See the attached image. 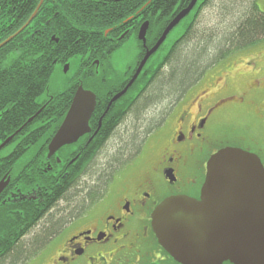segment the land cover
<instances>
[{"label": "flooded vegetation", "instance_id": "af4514ba", "mask_svg": "<svg viewBox=\"0 0 264 264\" xmlns=\"http://www.w3.org/2000/svg\"><path fill=\"white\" fill-rule=\"evenodd\" d=\"M212 1L198 0L139 69L191 0H0V45L10 39L0 48L10 47L0 54V229L10 248L31 247L15 264H180L153 231L156 207L174 196L199 199L219 150H243L264 168L262 38L233 49L221 43L231 31L219 43L213 34L197 78L174 97H152L155 85L173 80L177 52ZM246 1L260 9L261 0ZM32 23L31 38L49 39L52 77L73 71L65 114L45 111L56 94L50 86L35 97V64L23 70L14 61L15 39ZM80 87L96 97L90 132L48 158Z\"/></svg>", "mask_w": 264, "mask_h": 264}, {"label": "water", "instance_id": "95a60500", "mask_svg": "<svg viewBox=\"0 0 264 264\" xmlns=\"http://www.w3.org/2000/svg\"><path fill=\"white\" fill-rule=\"evenodd\" d=\"M197 2L192 0L174 18L139 69ZM146 30L147 25L141 29V37ZM95 107L94 94L80 87L50 143L48 158L90 132ZM4 186L0 185V192ZM152 227L159 244L181 264H264V168L259 158L239 149L219 151L208 161L200 199H165L152 214Z\"/></svg>", "mask_w": 264, "mask_h": 264}, {"label": "trees", "instance_id": "16d2710c", "mask_svg": "<svg viewBox=\"0 0 264 264\" xmlns=\"http://www.w3.org/2000/svg\"><path fill=\"white\" fill-rule=\"evenodd\" d=\"M170 1L177 2V0H170ZM182 1H183L182 7H185L189 2V0H180V2ZM245 6L247 7L245 8L246 10L240 16L238 21L233 23L232 25L233 30L231 31V35L227 36L226 39L221 42L224 44L225 41H227L228 43H230L233 49H242L249 47L257 43L259 41V38H262V40L264 41V14H259L260 13L259 7L256 6L253 8L248 4L247 1L245 3ZM154 9L157 10L158 13L159 7L157 8L154 7ZM171 9L172 6L168 5L167 16L170 17V19H172V17L175 16V14H173L170 11ZM34 26L35 23L30 24L29 29H27L24 34H21L18 38L15 39V42L20 43V45L18 44L16 45V50L14 51L13 57H15L14 61H19L20 63H22L21 65L25 66L23 70H25L26 67H28L27 65H30L27 69L33 71L32 65L35 64V97L36 96L44 97L47 89L50 86L51 78L54 70L53 67L51 66V59L49 55V44H48L49 39L35 41L33 38H31V36H29L30 31L34 29ZM12 32L13 31L9 33ZM201 39H198V43L193 46L194 50H192V52H190L188 56H184L182 47L178 50L177 55L175 57L176 64H173L174 65L173 78H172L173 80L171 81L170 84L162 80L161 81L162 83L160 82L161 85L159 84L155 85L157 86V88L156 89L153 88L154 89L152 93L153 98H155L156 96L160 98L161 96L166 95V93H168V96L170 97L176 96L177 93H175V91L179 92L182 88L188 86L191 82H193L197 78V76L201 73V71L204 70L205 67H207V65H209L210 52L211 49L214 47V45L212 41L211 43L210 41L207 43L205 41H202ZM189 40L190 38L189 39L187 38L185 39V42ZM71 47L72 50L78 48V46L75 45L74 43H72ZM9 48L10 47H8L7 49ZM7 49L0 51V54L6 51ZM199 54H201V58L204 60L205 63L201 62L202 59L199 60L198 58ZM72 58L74 59L78 58V55L73 53ZM24 79L33 80L34 78L24 77L23 80ZM74 89L75 88L71 86L72 97H73ZM69 100L70 98L69 96L67 97L66 92L56 93L53 97L52 102L45 111H52V110L57 111L58 107L61 106L62 112L65 114L71 103L69 102ZM51 104L55 105L53 109L51 108ZM47 210H49V206ZM29 233L30 230H25L21 233L19 238L21 237L24 238ZM3 238H4L3 233L0 229V256L3 255L6 251H8V253L4 257L9 256V258L7 259L3 257L0 260V264H15L16 258L21 257L22 252L24 253V255H26V253L29 250H31V247H29L27 244H24L23 249L20 248L19 250H16V248H10V245L8 243H5ZM33 253H35V250H33ZM226 264H230V263H226Z\"/></svg>", "mask_w": 264, "mask_h": 264}, {"label": "rangeland", "instance_id": "374dc122", "mask_svg": "<svg viewBox=\"0 0 264 264\" xmlns=\"http://www.w3.org/2000/svg\"><path fill=\"white\" fill-rule=\"evenodd\" d=\"M245 3L246 0H213L211 5L200 15L196 27L192 30L190 40L187 42L184 41V46L182 48L184 56L189 55L190 49L198 43L199 37L203 38L205 42L208 43L210 41L211 43V39L213 38L212 35L215 34V42L219 43L220 41L217 39L224 37L222 34L233 30V23L240 18L246 10L245 8H247ZM260 9L264 12V0L260 2ZM184 27L187 26L184 25L183 28ZM180 29H182L181 25L171 33V37L175 36ZM261 47L260 52L264 54V43ZM72 74L73 71L67 76H64L63 72L60 70L58 73H55L50 83V92L61 93L65 91L69 86L66 80L70 79ZM243 86H245V84L241 82L240 87Z\"/></svg>", "mask_w": 264, "mask_h": 264}, {"label": "bare ground", "instance_id": "6f19581e", "mask_svg": "<svg viewBox=\"0 0 264 264\" xmlns=\"http://www.w3.org/2000/svg\"><path fill=\"white\" fill-rule=\"evenodd\" d=\"M191 1H192V0H191ZM190 3H191V2H190ZM193 9H194V8H193ZM193 9H192V10H193ZM184 10H185V9H184ZM192 10H191V11H192ZM182 11H183V10H182ZM182 11H181V12H182ZM181 12H180V13H181ZM180 13H179V14H180ZM190 13H191V12H190ZM190 13H189V14H190ZM189 14H188V15H189ZM259 14H264V12H263L262 10H260V13H259ZM188 15H187V16H188ZM237 21H238V20H237ZM237 21H236V22H237ZM183 46H184V45H183ZM183 46H182V48H183ZM192 50H194V49H193V48L190 49V52H192ZM182 51H183V49H182ZM198 58H199V60L202 59V58H201V54L198 55ZM174 62H176V59H174ZM201 62H202V63H205L203 59L201 60ZM156 111H157L156 109H153V108H152V115H153V116L156 114ZM91 117H92V116H91ZM90 119H91V118H90ZM59 129H60V128H59ZM58 131H59V130H58ZM88 133H89V132H88ZM229 148H231V147H229ZM225 149H227V148H225ZM232 149H237V148H232ZM222 150H224V149H222ZM239 150H240V149H239ZM219 151H221V150H219ZM219 151H218V152H219ZM218 152H217V153H218ZM215 154H216V153H215ZM215 154H214V155H215ZM210 159H211V158H210ZM205 179H206V178H205ZM204 182H205V181H204ZM202 187H203V186H202ZM201 191H202V189H201ZM200 197H201V195H200ZM169 198H170V197H169ZM199 199H200V198H199ZM199 199H197V200H199ZM159 205H160V204H159ZM159 205H158V206H159ZM158 206H157V207H158ZM157 207H156V208H157ZM154 211H155V210H154ZM151 223H152V221H151ZM152 228H153V227H152ZM25 238H26V237H24V239H25ZM169 256H170V255H169ZM170 257H171V256H170ZM171 258H173V257H171ZM173 259H174V258H173ZM174 260H175V259H174ZM175 261H176V260H175ZM176 262H178V261H176ZM178 263H179V262H178ZM226 263H229V262H226ZM226 263H224V264H226ZM180 264H181V263H180ZM230 264H231V263H230Z\"/></svg>", "mask_w": 264, "mask_h": 264}]
</instances>
